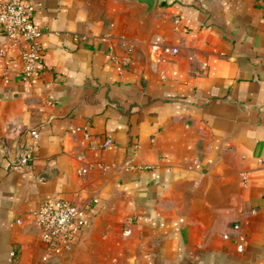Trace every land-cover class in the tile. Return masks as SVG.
<instances>
[{
	"label": "crops",
	"instance_id": "1",
	"mask_svg": "<svg viewBox=\"0 0 264 264\" xmlns=\"http://www.w3.org/2000/svg\"><path fill=\"white\" fill-rule=\"evenodd\" d=\"M31 1L30 79L0 27V264H264L258 0ZM57 199L87 210L61 254L33 215Z\"/></svg>",
	"mask_w": 264,
	"mask_h": 264
},
{
	"label": "built area",
	"instance_id": "2",
	"mask_svg": "<svg viewBox=\"0 0 264 264\" xmlns=\"http://www.w3.org/2000/svg\"><path fill=\"white\" fill-rule=\"evenodd\" d=\"M258 2L264 7V0H258ZM0 27L5 30L7 41L11 45L18 46L22 42L29 45V49L23 53L22 76L25 80L30 79L42 58L39 40L44 33V30L35 22L32 1L0 0ZM31 133L35 139L38 138L39 134L36 130H32ZM33 153V147L23 150L17 168L29 166ZM33 215L36 223L44 230L46 248L58 254L73 249L76 230L87 222L86 209L61 199L45 202ZM234 229L238 230L240 226L235 225ZM126 233L128 234L129 231ZM224 238L229 239V234H225ZM246 245L247 237L242 234L236 241L237 250L243 252Z\"/></svg>",
	"mask_w": 264,
	"mask_h": 264
},
{
	"label": "water",
	"instance_id": "3",
	"mask_svg": "<svg viewBox=\"0 0 264 264\" xmlns=\"http://www.w3.org/2000/svg\"><path fill=\"white\" fill-rule=\"evenodd\" d=\"M132 2H137L139 4L144 5V10L142 12L143 15H147L151 13L156 5L157 0H128Z\"/></svg>",
	"mask_w": 264,
	"mask_h": 264
}]
</instances>
